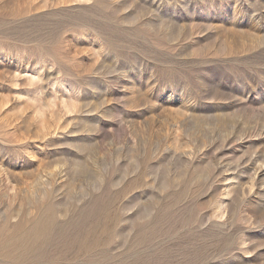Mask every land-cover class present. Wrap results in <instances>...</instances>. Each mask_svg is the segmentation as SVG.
Here are the masks:
<instances>
[{
    "label": "rangeland",
    "instance_id": "1",
    "mask_svg": "<svg viewBox=\"0 0 264 264\" xmlns=\"http://www.w3.org/2000/svg\"><path fill=\"white\" fill-rule=\"evenodd\" d=\"M0 264H264V0H0Z\"/></svg>",
    "mask_w": 264,
    "mask_h": 264
}]
</instances>
